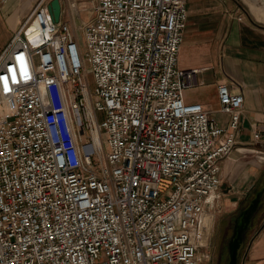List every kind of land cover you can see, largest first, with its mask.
Returning <instances> with one entry per match:
<instances>
[{
    "label": "built area",
    "instance_id": "1",
    "mask_svg": "<svg viewBox=\"0 0 264 264\" xmlns=\"http://www.w3.org/2000/svg\"><path fill=\"white\" fill-rule=\"evenodd\" d=\"M92 9L83 50L38 0L0 51V264H201L243 95L184 101L185 0Z\"/></svg>",
    "mask_w": 264,
    "mask_h": 264
},
{
    "label": "crops",
    "instance_id": "2",
    "mask_svg": "<svg viewBox=\"0 0 264 264\" xmlns=\"http://www.w3.org/2000/svg\"><path fill=\"white\" fill-rule=\"evenodd\" d=\"M37 1L0 0V51ZM73 1L59 0L64 20ZM251 2L264 11V0ZM185 5L188 21L178 67L198 69V74L197 85L184 91V101L200 103L219 126H226L228 115L217 111V85L223 83L232 92L241 93L238 144L227 158L236 161L251 152L256 162L264 165V146L252 138L255 130H264V17H256L244 0H185ZM224 160L220 169L227 165ZM221 176L224 178L223 170ZM248 180L244 177L238 184L225 183L230 189L223 192L224 202L231 208L244 196ZM253 229L239 264H264V208L257 214Z\"/></svg>",
    "mask_w": 264,
    "mask_h": 264
},
{
    "label": "rangeland",
    "instance_id": "3",
    "mask_svg": "<svg viewBox=\"0 0 264 264\" xmlns=\"http://www.w3.org/2000/svg\"><path fill=\"white\" fill-rule=\"evenodd\" d=\"M93 4L94 0H74L73 5L69 6L67 16L65 17V21L72 29L73 33L76 35L79 46L82 50L85 48V41L82 36L80 27L83 25V23L89 21L93 17ZM2 42L3 40L0 39V43ZM89 78L91 79V76ZM98 116L100 117L101 115L98 114ZM100 139L102 152H104L102 135H100ZM102 152L99 155L100 159L103 158ZM243 157L244 158H240L236 161L227 158L226 160H224V162H227V165L224 167V165L222 164L221 166V170H223L224 173V183L238 184L240 183L239 181L241 179L247 177L249 178V180L245 183V188L248 189L244 193V196L239 199L236 205L232 208L228 204H226L227 202H224V199L226 197H224L222 193H220L219 196L211 199L208 210L214 212L215 214L214 231L210 245L205 251V254L207 256L204 258L201 264H225L224 255L226 254V250L224 249V247H220H222V242L225 238L224 234L229 233L227 226L229 219L236 211L241 200L245 198L252 190V188L257 184L262 175V172L264 171V165L256 162L251 152H248V154ZM96 160L97 157H95V161ZM255 230L256 229H253L251 234H253ZM218 250L221 251V259L216 261Z\"/></svg>",
    "mask_w": 264,
    "mask_h": 264
},
{
    "label": "water",
    "instance_id": "4",
    "mask_svg": "<svg viewBox=\"0 0 264 264\" xmlns=\"http://www.w3.org/2000/svg\"><path fill=\"white\" fill-rule=\"evenodd\" d=\"M49 9L52 13L54 21L58 22L61 15V4L59 0H51L49 2ZM221 189L223 192H227L230 187L223 183L221 185ZM263 195L264 172L257 184L252 188L249 195L243 201L238 215L235 217V220H238V222L242 224L245 223V226L239 231L234 229L232 235L227 240L226 264H238L239 256L244 246L245 230L252 224L255 213L263 203Z\"/></svg>",
    "mask_w": 264,
    "mask_h": 264
},
{
    "label": "flooded vegetation",
    "instance_id": "5",
    "mask_svg": "<svg viewBox=\"0 0 264 264\" xmlns=\"http://www.w3.org/2000/svg\"><path fill=\"white\" fill-rule=\"evenodd\" d=\"M249 193H248V195H249ZM245 198H243L241 200V202H240L239 206L237 207L236 211L234 212V214H232V217L230 216L231 218L229 219V222H228V225H227L228 226L229 233L228 234L227 233L224 234L225 235V238H224V240L222 242V247H220V248H223L224 247V249L226 250V254H227V240L232 235L233 230L235 229V230H238L239 231V230H241L245 226V223L242 224V223H239L238 220H235V217L238 215L239 209L241 208L242 203L245 200ZM262 208H264V195H263V203L261 204V206L258 209V211L255 213V215L253 217V220H252V224L245 230V234H244V246H243V248L241 250V253H240V256H239V260H238V264L240 263V260H241V257H242V252L244 250V247L246 245V242L251 238V233H252L253 227L255 225L256 216H257V214L260 212V210ZM236 243H237V241H236ZM226 254L224 255L225 264H226ZM219 259H221V251L220 250H218V254H217L216 261H218Z\"/></svg>",
    "mask_w": 264,
    "mask_h": 264
},
{
    "label": "bare ground",
    "instance_id": "6",
    "mask_svg": "<svg viewBox=\"0 0 264 264\" xmlns=\"http://www.w3.org/2000/svg\"><path fill=\"white\" fill-rule=\"evenodd\" d=\"M244 1L246 2L247 5H249V8L251 9L252 13L256 17H258V18L264 17V11L261 8H258L253 2H251V0H244ZM95 137L97 138V135H95ZM99 145H100V143H99Z\"/></svg>",
    "mask_w": 264,
    "mask_h": 264
}]
</instances>
